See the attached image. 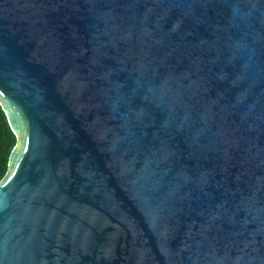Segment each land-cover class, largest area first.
<instances>
[{"label":"water","instance_id":"water-1","mask_svg":"<svg viewBox=\"0 0 264 264\" xmlns=\"http://www.w3.org/2000/svg\"><path fill=\"white\" fill-rule=\"evenodd\" d=\"M0 264H264V0H0Z\"/></svg>","mask_w":264,"mask_h":264},{"label":"trees","instance_id":"trees-1","mask_svg":"<svg viewBox=\"0 0 264 264\" xmlns=\"http://www.w3.org/2000/svg\"><path fill=\"white\" fill-rule=\"evenodd\" d=\"M16 143V136L12 132L5 112L0 105V181L7 173L9 158Z\"/></svg>","mask_w":264,"mask_h":264}]
</instances>
